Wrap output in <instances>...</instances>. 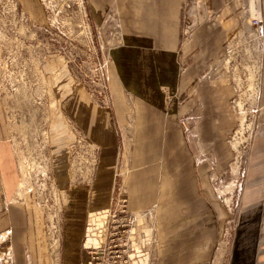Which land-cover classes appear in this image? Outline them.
I'll return each instance as SVG.
<instances>
[{
    "label": "rangeland",
    "instance_id": "374dc122",
    "mask_svg": "<svg viewBox=\"0 0 264 264\" xmlns=\"http://www.w3.org/2000/svg\"><path fill=\"white\" fill-rule=\"evenodd\" d=\"M42 1L47 21L35 25L18 0H0V125L16 145L19 195L37 210L45 251L48 227H60L52 221L61 222L75 203L85 221L81 264H156L154 207L129 209L127 178L136 151L131 134L121 146L111 205L86 209L81 193L83 184L94 189L100 148L87 134L80 136L76 123L81 107L109 104L104 51L107 35L118 33V17L111 13L98 25L93 0ZM259 14L251 0H235L227 10H210L205 0L183 6L181 122L223 227L213 264H226L240 197L258 154L254 143L264 131L262 34L252 26ZM216 22L220 35L213 47L205 28ZM81 91L88 93L82 102ZM71 93L79 94L76 100H68Z\"/></svg>",
    "mask_w": 264,
    "mask_h": 264
},
{
    "label": "crops",
    "instance_id": "0c3cea01",
    "mask_svg": "<svg viewBox=\"0 0 264 264\" xmlns=\"http://www.w3.org/2000/svg\"><path fill=\"white\" fill-rule=\"evenodd\" d=\"M234 1L205 0L210 10H227ZM18 2L30 14V22L47 21L42 0ZM185 2L93 0L95 23H106L111 13L119 20L118 33L107 35L104 51L109 104L81 107V120L76 123L80 136L87 134L100 148L94 189L89 192L88 184L81 185L86 209L111 205L122 143L127 134L135 141V165L127 178L129 209L154 207L156 264H213L223 230L181 122ZM259 13L263 21L259 99L264 102V0H259ZM205 31L210 36L207 44L216 46L219 24L207 25ZM87 94L81 91V102ZM78 95L71 93L68 100ZM68 116L74 119L75 110ZM254 146L258 154L240 197L226 264H264V131ZM16 153L7 127L0 125V233L9 236L14 264H81L85 223L81 204L71 203L61 222L52 221L60 227H48L51 235L45 251L37 210L19 195Z\"/></svg>",
    "mask_w": 264,
    "mask_h": 264
},
{
    "label": "built area",
    "instance_id": "2783aa9c",
    "mask_svg": "<svg viewBox=\"0 0 264 264\" xmlns=\"http://www.w3.org/2000/svg\"><path fill=\"white\" fill-rule=\"evenodd\" d=\"M252 26H255L254 33L261 36L263 30V24H262V17L260 14L258 17H256L254 22H252ZM11 253L12 251H11L9 236L5 235L4 233H0V264H14Z\"/></svg>",
    "mask_w": 264,
    "mask_h": 264
},
{
    "label": "bare ground",
    "instance_id": "6f19581e",
    "mask_svg": "<svg viewBox=\"0 0 264 264\" xmlns=\"http://www.w3.org/2000/svg\"><path fill=\"white\" fill-rule=\"evenodd\" d=\"M251 5H252V9L255 7L256 8V11H258V13H259V0H251ZM89 239H91V238H88L87 239V243L88 244L89 243H92L91 240L88 241Z\"/></svg>",
    "mask_w": 264,
    "mask_h": 264
}]
</instances>
